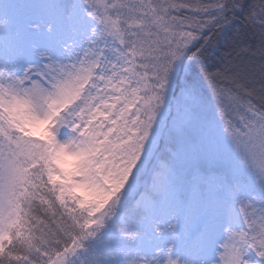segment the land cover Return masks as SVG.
I'll list each match as a JSON object with an SVG mask.
<instances>
[{
  "label": "snow or ice",
  "instance_id": "6c2138e0",
  "mask_svg": "<svg viewBox=\"0 0 264 264\" xmlns=\"http://www.w3.org/2000/svg\"><path fill=\"white\" fill-rule=\"evenodd\" d=\"M0 264H264V0H0Z\"/></svg>",
  "mask_w": 264,
  "mask_h": 264
}]
</instances>
